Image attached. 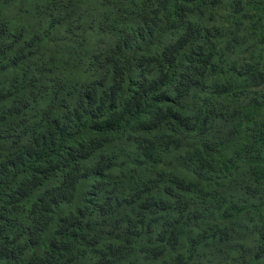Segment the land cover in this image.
<instances>
[{
  "label": "trees",
  "instance_id": "trees-1",
  "mask_svg": "<svg viewBox=\"0 0 264 264\" xmlns=\"http://www.w3.org/2000/svg\"><path fill=\"white\" fill-rule=\"evenodd\" d=\"M0 264H264V0H0Z\"/></svg>",
  "mask_w": 264,
  "mask_h": 264
}]
</instances>
